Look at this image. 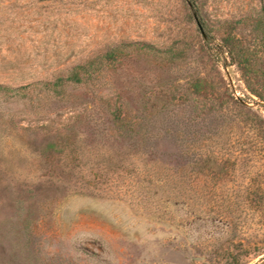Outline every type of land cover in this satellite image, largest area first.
Instances as JSON below:
<instances>
[{
  "label": "rangeland",
  "instance_id": "obj_1",
  "mask_svg": "<svg viewBox=\"0 0 264 264\" xmlns=\"http://www.w3.org/2000/svg\"><path fill=\"white\" fill-rule=\"evenodd\" d=\"M197 2L0 0L4 86L123 43L178 56L136 53L60 95L0 94V264H264V53L249 88L223 47L233 22L254 49L264 0Z\"/></svg>",
  "mask_w": 264,
  "mask_h": 264
},
{
  "label": "trees",
  "instance_id": "obj_2",
  "mask_svg": "<svg viewBox=\"0 0 264 264\" xmlns=\"http://www.w3.org/2000/svg\"><path fill=\"white\" fill-rule=\"evenodd\" d=\"M186 1L192 7L198 8V0ZM250 19L251 17L247 18V22ZM227 24L232 28L229 31L227 38L223 39V47L228 52L229 56L239 64L245 76H247L248 87L253 88L252 79L259 76V70L256 69V65H258L259 61L263 60V57L261 58L258 56V52L264 53V9L254 19L252 31L255 33V41H257V43L255 42L253 50L249 46L246 47L243 45L241 39L238 38V28H235L236 23L228 22ZM136 53H141L148 57L161 58L168 64H173L178 59L176 54V56L173 55V49L162 50L145 42L123 43L116 45L106 53L99 54L79 65L74 66L68 72L67 76L59 77L54 82H38L17 89L0 84V94L11 97H19L20 95L26 97L31 88L41 86L46 88L50 93L60 95L64 89L69 86L75 88L77 86L87 85L98 80L104 73L105 69L109 68L110 65H120L123 61L131 59ZM202 82L199 81L194 85L197 91H204L207 89L206 87L208 86V83L206 79L203 78ZM257 94L261 98H264V95L261 92H257ZM104 123L112 124L113 126L124 130L141 126L139 120L137 121L131 117H124L122 114H110ZM132 134L129 133L128 137L135 139L137 142L143 143V145L151 139L149 136H146L141 132L134 133V136H132ZM141 189L142 187L140 190ZM231 264H240V262L236 257H234L232 258Z\"/></svg>",
  "mask_w": 264,
  "mask_h": 264
},
{
  "label": "water",
  "instance_id": "obj_3",
  "mask_svg": "<svg viewBox=\"0 0 264 264\" xmlns=\"http://www.w3.org/2000/svg\"><path fill=\"white\" fill-rule=\"evenodd\" d=\"M195 18H196V20H197V24H198L199 28L202 30V25H201V23L199 22V20H198V18H197L196 15H195Z\"/></svg>",
  "mask_w": 264,
  "mask_h": 264
}]
</instances>
